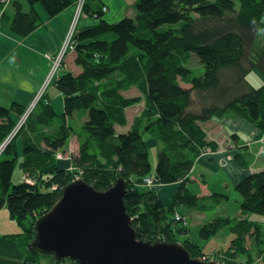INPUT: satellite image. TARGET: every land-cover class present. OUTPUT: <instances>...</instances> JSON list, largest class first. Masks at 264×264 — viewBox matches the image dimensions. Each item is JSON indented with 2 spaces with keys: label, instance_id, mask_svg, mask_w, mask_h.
<instances>
[{
  "label": "trees",
  "instance_id": "trees-1",
  "mask_svg": "<svg viewBox=\"0 0 264 264\" xmlns=\"http://www.w3.org/2000/svg\"><path fill=\"white\" fill-rule=\"evenodd\" d=\"M26 1L28 9L21 1L12 0L13 17L8 21L7 12L2 16L8 31L21 38L42 23L38 4L53 16L76 2ZM94 1L87 0L86 6ZM86 11L98 22L80 29L76 37V63L83 70L77 74L65 71L55 81L64 94V112L57 132L43 134V143L59 150L72 134H78L80 153L73 156V162L82 170L80 178L98 190H107L118 178H125L128 191L124 202L134 218L138 237L176 240L174 225L178 222L173 214L177 205L209 211L229 200L228 195L216 192L199 197L187 186L196 159L208 148L219 149L216 141L208 139L201 123L229 115L264 129V83L254 87L246 79L254 69L264 76V46L256 48L258 33L264 30V0H136V16L116 22L106 20L102 8ZM164 24L170 26L164 28ZM179 52H194L204 73L190 78V69L178 60ZM114 73H119L122 88L138 85L146 103L131 128L120 134L115 123L122 110L140 102L141 96L124 98L116 87L96 84L95 80ZM46 102L48 106L49 100ZM12 109L0 106V118L9 119ZM17 111L19 117L25 112L24 108ZM76 111L88 112L81 133L68 122ZM32 114L19 132L23 133L24 152L34 161L41 135L39 127H31L35 124ZM145 131L163 144L155 169L158 183H180L168 205L161 200L157 188L145 190L136 185L153 169ZM12 150L15 153L14 143ZM235 158L242 167H249L243 155ZM53 161L52 155H43V164L38 167L43 175L48 174L49 180L43 176L47 183L14 184L16 159L0 160V210L7 204L12 219L24 224L28 218L26 234L32 239L35 220L58 201L63 188L73 180L70 172L58 169ZM53 183L59 187L49 191ZM235 189L242 196L235 214L206 221L200 228L203 245L189 238L182 243L193 256L208 259L224 253L230 257L225 264H234L238 255L246 254L245 264H264V256H260L261 228L252 219L253 214L264 216V169L246 175ZM202 200L208 201L204 204ZM224 227L229 232L220 239L218 235ZM179 231L186 233L187 229ZM21 235L24 233L0 237V264H43L39 261L43 255L30 243L24 248ZM256 246L257 257L253 252Z\"/></svg>",
  "mask_w": 264,
  "mask_h": 264
},
{
  "label": "crops",
  "instance_id": "crops-1",
  "mask_svg": "<svg viewBox=\"0 0 264 264\" xmlns=\"http://www.w3.org/2000/svg\"><path fill=\"white\" fill-rule=\"evenodd\" d=\"M125 2L126 0H118L117 7L125 4ZM23 3L25 9H28L24 1ZM94 3H96L97 8H102L104 5L108 7L104 16L105 19L110 22H116L123 17L136 16V11L133 10L135 9L134 4L131 7V14L123 15L116 20H110L109 18L111 16L108 13L110 12L109 4L111 1L95 0ZM127 3L128 2H126L127 6L132 5V3ZM111 7L113 6L111 5ZM37 8L42 17L43 25H40L34 32L26 37L21 38L11 34L6 25L2 23L3 33L7 35L5 34L6 37L0 40V106L12 109L13 106L17 105L11 110L9 117L13 123L15 119L19 117L17 110L26 108L28 104H30L38 90L42 80L41 78L50 67V61L45 58L46 56H31L29 54L31 53L30 51L38 49L39 52L43 51V54L47 53L48 50H51L49 51L51 53L56 52L65 33V29L72 17L74 5L54 16H48L43 7L37 6ZM127 9L126 7L124 12L127 13ZM12 10L13 9L10 8L7 11V20L9 18V13L11 15L10 18L13 17L14 12L13 14L10 12ZM95 20V18L87 16L83 18L81 25H83V27L94 25L96 24ZM69 58H71V56H69ZM66 69L69 70L67 63ZM46 98V100H49V105L47 106V103H45L44 106L43 104L39 105L37 107L38 109L35 110L31 117V120L35 122L31 127L34 129L39 127V134L41 135V140L36 147L38 152L35 153V160L32 161L31 159H33V157H30L29 154L24 152L25 142L23 141V133L21 132H19L16 139L12 142V144L14 143L15 145V153L12 150V144L7 150H5L4 146V151L0 160L16 159V168L12 178L13 182L16 184L24 180H28V182L34 184L40 179L43 180L44 175L48 176V174L43 175V171L38 168L39 165L43 164V155L45 157L46 154H50L54 157L55 161L53 162H55L58 169L71 171L75 168L73 156L78 155L80 151V140L78 135L72 134L68 138L66 145L59 150H52L43 143V134L48 135L57 132L59 124L56 118L64 112V94L55 85H52L48 89ZM80 114L83 115L85 121L88 119L87 111L83 113L76 111L72 117L68 119L69 124L79 132L85 121L81 122L83 119L78 121L79 125L73 123L80 118ZM46 121H51V123L55 122V128L48 129ZM201 125L206 131L208 139L216 141L219 145V149L217 151H205L196 159L190 174V181L187 183V186L189 183H194L195 187L198 188L197 193H193L189 189L192 194L202 197L210 196L215 192L219 193V191H215V188H217V190H223L225 188H230L232 185L236 186L237 183L249 173L264 169V129L244 118L229 115H224L218 119L212 118L206 122H202ZM131 126L132 124L123 131L116 125L117 134L127 132ZM11 127L12 125L8 124V119L0 118V146L6 140ZM143 136L149 147L151 162L155 164L156 149L158 148L159 152L163 144L149 131H145ZM8 143L6 142V144ZM33 150L30 153H33ZM59 154H61V157L58 156ZM237 154H241L247 158L249 167L244 168L238 164L235 158ZM37 157L39 158L37 159ZM218 171H222L228 177L230 183L226 184L224 182H227L226 176L216 179ZM151 174L155 175L156 171L151 172ZM179 185L180 183L161 184L157 189L165 205L171 203L172 198L178 192ZM39 187L43 190L40 183ZM137 188L149 189V187L143 186L141 183L137 184ZM195 210V208L181 204L175 207L174 213L191 219ZM201 212H204V214L206 213V211ZM226 214L228 215L229 213ZM203 224L204 223L199 225L202 226ZM174 228L176 230V240L183 242L189 238L196 244L203 245L200 241H195L193 239L192 224H189L188 227H184L187 229V231H185L186 233H181L179 231L178 224L174 225Z\"/></svg>",
  "mask_w": 264,
  "mask_h": 264
},
{
  "label": "water",
  "instance_id": "water-1",
  "mask_svg": "<svg viewBox=\"0 0 264 264\" xmlns=\"http://www.w3.org/2000/svg\"><path fill=\"white\" fill-rule=\"evenodd\" d=\"M128 182L120 177L107 190L82 178L70 181L61 197L34 223L30 247L71 258L79 264H221L191 251L178 240L141 239L124 196Z\"/></svg>",
  "mask_w": 264,
  "mask_h": 264
},
{
  "label": "rangeland",
  "instance_id": "rangeland-1",
  "mask_svg": "<svg viewBox=\"0 0 264 264\" xmlns=\"http://www.w3.org/2000/svg\"><path fill=\"white\" fill-rule=\"evenodd\" d=\"M19 1H21L22 3L24 1L26 8H28V3H27L26 0H19ZM110 1L112 3V4L111 3L109 4L110 5L109 6L110 12L108 14H110V16H111L109 18L110 20H116V19L122 17L123 15L131 14V12H132V8L131 7L134 4H135V9H133V10L136 11V0H126V2H128V3H130V4L132 3L131 6H127L126 2H125V4L121 3L123 5H119L118 7H117L118 0H110ZM94 2H91V4H89L88 7L86 6L88 11H91V9L93 10L94 8H96V3H94ZM111 5L113 7H111ZM38 6L42 7L39 4H38ZM76 6H77V0L74 3V10H73L72 17H71V19H70V21L68 23L67 28L65 29V33H64V35H63V37H62V39H61V41H60V43L58 45V48H57L56 52L51 53V52H49L51 50H48L47 53L43 54V51L39 52L38 49H35V50H31L30 51L31 53H29V54L31 56H33V55H35V57L38 56V55L46 56L45 58L49 59V61H50V67L53 66V64H54V56L57 55L56 53L58 52L60 45L66 39V35H67V33H68L69 29H70V26H71V23H72V19H73L75 10H76ZM125 6L128 8L127 9V13L124 12V10L126 8ZM6 8L9 10L12 7L9 5ZM86 8H84L85 15L81 18L77 28L75 29L73 37H72V40H71V44L68 47V51H67L65 57L62 60V66L60 67L61 70L63 69L62 72L68 71V69H66V63L69 66V70L73 71L76 74L80 73L83 70L82 66L77 65V63H76L77 53H76L75 50H76V46H77L76 37H77L78 31L83 28V25H81L82 24L81 22H82L83 18H85L87 16H90V15L87 14ZM10 12H11V14H13L14 10H12ZM47 14L49 16L48 12H47ZM116 15H119V16H116ZM8 16H9V18L11 17L10 13H9ZM9 18H8V21H9ZM262 20L264 21V16H263ZM95 21L98 22L97 20H95ZM40 25H43V20H42V23ZM179 25L180 24H176L174 26H179ZM163 26H164V28H167L168 26H170V24H164ZM6 27H7V23H6ZM5 34L6 33L2 34V39L6 37ZM72 42H73V44H72ZM263 46H264V30H261V31H259L258 36H257L256 48L260 49ZM69 56H71V58H69ZM177 57H178V60H179L180 63H182L183 65H185L186 67H188L190 69V71H191L190 78L193 77V76L202 75L204 73V66L200 62L199 57L194 52H179L177 54ZM63 65H64V67H63ZM48 71H49V69H48ZM48 71L41 78L42 80H41V82L39 84V87L43 83V79L45 80V77H46ZM246 79L254 87H260L264 83L263 75H261L259 73V71L256 70V69H254L251 72H249L248 75L246 76ZM120 81H121V77H120L119 73H114L112 75L100 78L99 80H95L97 85L107 86V84H110L111 86H113L112 89H114L116 87V89H118V93H119V95L121 97L130 98V97H134V96H141V101L140 102H138V103H136V104H134L132 106L126 107L124 110H122V113H121V115L119 117V121H116V123H115V125H118L120 130L124 131V129L126 130L131 124H133L135 118L141 114V112L145 108V104L146 103H145V96L139 90L138 85H131L130 87L124 89V88L121 87L122 83H120ZM181 82L185 86H188V87L191 86V84L188 81H181ZM47 91L44 93L43 97L37 103H35V105L33 106V108H32L34 110L33 113L35 112L36 109H38L37 107L39 105L43 104V106H44V104L47 103L46 102V99H47L46 98V93H47ZM33 100H34V98H33ZM29 106H27V107H29ZM23 117H24V115L21 116V117L16 118L14 123L11 121V119H8V124L12 125V127H11V130H10L6 140L1 144L0 148L3 145H5L7 141L9 142L8 143L9 145L8 144L5 145V150L10 148V145L16 139L17 135L19 134L18 132L23 127L24 121L26 120V119H23ZM82 119H83V115L80 114V118L78 120H76V122L73 123V124H78L79 125L78 121H81ZM56 120L58 121V124H60V116H58L56 118ZM84 121H85V119H83L81 122H84ZM46 126L48 127V129H54L55 128V122L51 123V121H46ZM16 130H18L16 137L14 138V136H13V138H11L10 135H13L14 133H16ZM75 131L79 132L76 129H75ZM81 132H82V129H81V131L79 133H81ZM75 135H78V134H75ZM78 137H79V135H78ZM153 152H154V150H153ZM79 153H80V151H79ZM157 154H158V148L156 149V153H155L156 162H155V164L152 163V166H153L152 172H154L155 169H156ZM58 156L61 157V154H59ZM1 157L2 156H0V159H1ZM66 171L70 172L73 175L72 179L78 178V176L81 177V175H82V170L80 168L76 167V166H75V168H73V170H71V171L66 170ZM224 176H226V175L222 171H220V172L218 171V175H217L216 179H219L220 177L223 178ZM44 179L45 180H49V177L47 175H44ZM39 181H41V184L47 183V181H43L41 179ZM23 182L30 183V182H28V180L27 181L24 180ZM224 182L226 184L230 183V180L228 179V177H227V182L226 181H224ZM13 183L16 184L15 182H13ZM136 185H137V183H136ZM58 187H59L58 184H54L53 183V184H51L50 187H48L49 188L48 190L49 191L55 190ZM188 187L193 193L194 192L197 193L198 188L195 187L194 183H189ZM43 190H45V188H43ZM215 191H219V193H223L225 195H228L229 196V200H227L225 202H222L221 204H218L214 209L206 211L205 214H204V212L198 211L195 208L196 210L193 212V216H191V219L185 220L187 222V225H183V223H182L181 224L182 226H181L180 223L178 224V229L179 230H181L184 227H188L189 224H192V226H193V230H192V234L193 235H192V237H193V239L195 241H200L202 244H204L205 240H203L201 235H200L201 225H199V224L205 223L206 221H208V219L211 220V219L215 218V216L227 215L226 213H229L228 215H234L235 212L240 207L241 202H242V196L235 189L234 185H232L230 188H225L223 190H217V188H215ZM160 193H161V191H160ZM207 201L208 200H202L201 203L205 204ZM252 219L255 220L256 224H258L260 226V228H261V239H262V241H261V244H260V248L262 250V254H260V256H264V253H263L264 252V216L258 215V214H253L252 215ZM29 225H30V222H29L28 218H27V220L25 221L24 224H21L17 220L12 219L7 204L0 210V237L1 236H6V237L7 236H16V235H18L20 233L21 234L24 233V235H21L19 237L22 239L21 241L23 242L24 248H25V247L28 246V244L32 240V238H30V236H28L29 234H26V228L29 227ZM228 232H229V228L228 227H224L219 232V235H218L219 238L220 239H224L227 236ZM179 237H180V235H179ZM258 249L259 248L257 246H256V248H253V252H254V255L256 257L258 256V254H257ZM208 259H213V260H216V261L220 262L221 264H225V262H227V259H230V257H227L226 254L221 253V254H217L216 256H213V257L210 256V258H208ZM246 260H247V255L246 254H241V255L237 256L236 260L234 261V264H245ZM39 261L43 262V264H78L76 261H74L73 259H70V258H64V259H62L61 261L58 262V261L55 260L53 254L48 255V256H41V257H39Z\"/></svg>",
  "mask_w": 264,
  "mask_h": 264
},
{
  "label": "built area",
  "instance_id": "built-area-1",
  "mask_svg": "<svg viewBox=\"0 0 264 264\" xmlns=\"http://www.w3.org/2000/svg\"><path fill=\"white\" fill-rule=\"evenodd\" d=\"M11 1L12 0H0V40L2 39V34H3L2 16L5 12H7L8 9L6 7L10 5ZM86 1L87 0H77V6H76V10H75L73 19H72L70 29L66 35L65 41H63V43L60 45L59 50L56 53L57 55L54 56V64H53V66L50 67V69H49V71L45 77V80L43 81V88L49 87L51 85H55L54 83L59 77L58 71L60 70V67L62 66V60L65 57V55L68 51V47L71 44V40H72L74 31L77 28L81 18L85 15L84 8L86 6ZM102 10L104 12H106L108 10V7L106 5H104V6H102ZM93 16L98 17L97 14H94ZM72 44H73V42H72ZM63 67H64V65H63ZM35 103H37V102L34 101L32 103L31 107H33L35 105ZM32 113H33V111H29V110L25 111L23 113V115H24L23 119H26ZM16 132H18V130H16ZM0 156H1V154H0ZM141 184L143 186H146L149 188H157L161 185L158 183V179H157L156 175H153V174L146 175L143 178V182ZM181 218H182L181 215H179V214L175 215V219L179 220Z\"/></svg>",
  "mask_w": 264,
  "mask_h": 264
},
{
  "label": "bare ground",
  "instance_id": "bare-ground-1",
  "mask_svg": "<svg viewBox=\"0 0 264 264\" xmlns=\"http://www.w3.org/2000/svg\"><path fill=\"white\" fill-rule=\"evenodd\" d=\"M50 69V68H49ZM63 70V69H62ZM62 70L60 69L59 71H58V76L60 77L61 76V74L63 73L62 72ZM58 77V78H59ZM43 81H44V79H43ZM52 86V85H51ZM50 88V86L49 87H46V88H43V83L41 84V86L40 87H38V90H37V92L35 93V95H34V100L32 99V101L30 102V104H28V106L29 107H26V108H24V110L25 111H27V110H29V111H34L32 108L33 107H31L32 106V103L34 102V101H36V102H38L42 97H43V95H44V93L48 90ZM12 132V131H11ZM17 135V132L16 133H14L13 135H10V137L11 138H13V136L15 137ZM6 145V144H5ZM5 145H3L1 148H0V154L2 155V153H3V151H4V146ZM209 150H211V149H207L206 151H209ZM185 220H188V218H186V217H183L182 216V218L181 219H176V221L178 222L177 224H182L183 223V225H187V222L185 221ZM176 225V224H175ZM211 260V259H210ZM78 263V262H77ZM79 264V263H78Z\"/></svg>",
  "mask_w": 264,
  "mask_h": 264
},
{
  "label": "clouds",
  "instance_id": "clouds-1",
  "mask_svg": "<svg viewBox=\"0 0 264 264\" xmlns=\"http://www.w3.org/2000/svg\"><path fill=\"white\" fill-rule=\"evenodd\" d=\"M176 214H177V213H174V214H173L174 218H175V215H176Z\"/></svg>",
  "mask_w": 264,
  "mask_h": 264
}]
</instances>
